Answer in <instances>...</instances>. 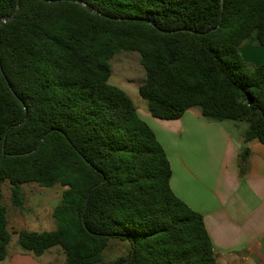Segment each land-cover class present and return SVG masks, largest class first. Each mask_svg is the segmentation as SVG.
Masks as SVG:
<instances>
[{
	"label": "trees",
	"instance_id": "trees-1",
	"mask_svg": "<svg viewBox=\"0 0 264 264\" xmlns=\"http://www.w3.org/2000/svg\"><path fill=\"white\" fill-rule=\"evenodd\" d=\"M82 1L102 14L74 0H19L1 22L17 0H0V261L12 234L7 182L13 205L22 184L63 187L54 229L16 232L23 252L59 246L65 264H100L116 238L128 253L106 264H217L202 215L170 187L162 145L108 82L110 59L139 53L138 92L153 117L198 107L245 122L244 143H264V62L239 51L246 40L264 46V0Z\"/></svg>",
	"mask_w": 264,
	"mask_h": 264
},
{
	"label": "crops",
	"instance_id": "crops-1",
	"mask_svg": "<svg viewBox=\"0 0 264 264\" xmlns=\"http://www.w3.org/2000/svg\"><path fill=\"white\" fill-rule=\"evenodd\" d=\"M253 46L239 51L245 61L257 65L264 62V55L261 60L253 53L264 46ZM152 122L160 129L161 136H155L170 163V187L202 215L216 263L264 264V143H244L246 124L208 119L199 109ZM243 144L249 154L241 173ZM41 256L17 245L11 251L7 247L0 264H44Z\"/></svg>",
	"mask_w": 264,
	"mask_h": 264
},
{
	"label": "rangeland",
	"instance_id": "rangeland-1",
	"mask_svg": "<svg viewBox=\"0 0 264 264\" xmlns=\"http://www.w3.org/2000/svg\"><path fill=\"white\" fill-rule=\"evenodd\" d=\"M241 48L245 52V49H254V46L251 40H246ZM263 51L254 52L253 54L262 60ZM139 58V53L136 51L115 53L110 59L111 72L108 82L120 87L130 96L140 117L149 125L155 135L161 136L159 127L152 122V119L155 118L150 116L147 110V102L138 92V86L145 81V70L140 64ZM192 108L193 110L199 109L198 107ZM225 121V123L245 124V122L239 121ZM62 190L63 187L59 184L42 187L36 183H25L21 185L20 204L13 205L10 198L9 184L7 182L2 184V203L6 208L8 228L12 233L11 240L7 244L8 250L11 251L12 248L17 246L16 232L18 230H48L50 227H55L51 212L59 203ZM128 247L129 242L127 240L111 238L103 251L104 258L100 264H106L119 256H126ZM41 261L44 264H65V253L59 246H53L42 254Z\"/></svg>",
	"mask_w": 264,
	"mask_h": 264
},
{
	"label": "water",
	"instance_id": "water-1",
	"mask_svg": "<svg viewBox=\"0 0 264 264\" xmlns=\"http://www.w3.org/2000/svg\"><path fill=\"white\" fill-rule=\"evenodd\" d=\"M45 1H47V2H55V1H59V0H45ZM74 1L77 2V3H79V4H81V5H83L85 8H87V9L90 10V11H92L93 13H96V14H102V13H100L99 11H97V10H95V9H93V8H90V7H89L85 2H83L82 0H74ZM18 7H19V0H17V2H16V6H15L13 12H12L11 14L7 15V16H4V17L1 19V22H6L7 20L11 19V18L13 17V15L16 13ZM22 104H23V102H22ZM23 106H24V109H25V115H24L23 119L21 120V122L25 120L26 115H27V109H26V107H25L24 104H23ZM21 122H20V123H21ZM20 123H18V124H16V125H19ZM245 145H246V144H243V148L245 147Z\"/></svg>",
	"mask_w": 264,
	"mask_h": 264
}]
</instances>
